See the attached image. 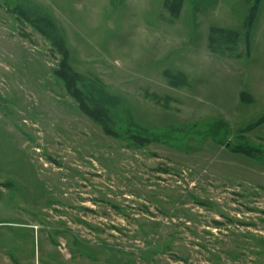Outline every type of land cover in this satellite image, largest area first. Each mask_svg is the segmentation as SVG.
I'll return each mask as SVG.
<instances>
[{
	"label": "rangeland",
	"instance_id": "374dc122",
	"mask_svg": "<svg viewBox=\"0 0 264 264\" xmlns=\"http://www.w3.org/2000/svg\"><path fill=\"white\" fill-rule=\"evenodd\" d=\"M166 1L0 0V264H264V0Z\"/></svg>",
	"mask_w": 264,
	"mask_h": 264
},
{
	"label": "trees",
	"instance_id": "16d2710c",
	"mask_svg": "<svg viewBox=\"0 0 264 264\" xmlns=\"http://www.w3.org/2000/svg\"><path fill=\"white\" fill-rule=\"evenodd\" d=\"M184 2H185V0H167L166 1V4H167V6L173 11V12H177V11H179L180 9H182V7H183V5H184ZM194 3L197 5V3H196V0H194ZM256 13H257V4H255L253 7H252V10H251V19H250V21H249V26L252 24V22H253V18L255 17V15H256ZM50 14H47L46 16H49ZM37 18V17H36ZM50 19H51V21H52V23H55L54 22V19L52 18V17H50ZM40 24V23H39ZM54 26V25H53ZM52 27H50V25H48L47 23H44L43 24V26H42V30L43 29H45V30H43L44 31V33L45 34H48V29H51ZM57 29L58 28H54V30H56V33H59L58 31H57ZM215 31H218L219 33H221V32H223V29H219V28H216V29H214ZM234 32V31H233ZM228 33H230V32H228ZM235 33H237V32H235ZM237 35V34H236ZM236 35H234L233 36V39H229V37H227V38H225V40H229V41H236L237 40V36ZM61 50L62 51H64V53L65 54H67V50L66 49H64V46L61 48ZM64 66H66V64H64ZM63 69H65L64 67H63V65H62V71H63ZM67 69H68V71L66 72L68 75H69V77L68 78H66L67 80V82H65V85H66V87L70 90V92H76V91H78L77 89V87L75 86V85H77V84H75V82H74V77L75 78H78V77H80V75H79V73H77V72H75V71H73V70H71L69 67H68V65H67ZM71 78V79H70ZM80 102H81V99H80ZM82 103L85 105V103L82 101ZM81 103V104H82ZM84 107V106H83ZM84 109L91 115V116H93V117H98L97 116V113L92 109V110H90V107L89 106H85L84 107Z\"/></svg>",
	"mask_w": 264,
	"mask_h": 264
}]
</instances>
